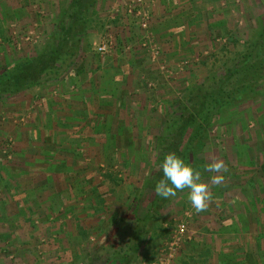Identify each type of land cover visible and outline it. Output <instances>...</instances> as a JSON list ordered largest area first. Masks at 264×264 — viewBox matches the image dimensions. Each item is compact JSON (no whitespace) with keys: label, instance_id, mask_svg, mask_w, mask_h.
Returning a JSON list of instances; mask_svg holds the SVG:
<instances>
[{"label":"rangeland","instance_id":"374dc122","mask_svg":"<svg viewBox=\"0 0 264 264\" xmlns=\"http://www.w3.org/2000/svg\"><path fill=\"white\" fill-rule=\"evenodd\" d=\"M94 1L87 22L85 16L72 22L70 13L65 15L71 0H0V73L14 62L36 58L65 42L66 48L71 47L78 40L69 62L64 64L60 58L59 65L40 75L39 84L0 100V264L98 263L93 254L101 253L96 250L112 227L119 225L134 197H138L133 203L137 216L149 207L154 191L142 188L155 167L164 123L179 106L200 101L198 97L190 101L189 91L221 72L245 46L257 23L264 21V0H217V10L224 17L210 43L172 63L149 27L150 14L147 27L142 28L141 16L127 9L136 6L134 0L123 5L116 2L100 12L99 0ZM122 12L129 15L125 19L132 27L123 41L119 30L104 29L108 22L124 19ZM67 29L81 33L68 34L71 31ZM101 42H107L104 53L97 51ZM117 46L132 55L143 53L166 80L191 72V81L177 84V92H163L169 96L166 106L156 107L164 121L157 123L152 144L116 147L121 161L112 157V162L98 164L95 188L80 192L82 200L78 194L59 189L55 179L50 180L54 184L43 182L41 188L40 177L26 178L32 166L24 159L32 154L56 155L65 149L58 147L59 142L73 141V130L64 131L58 123L62 104L77 102L78 94L87 103L91 101L90 92H77L83 83L75 76L84 72L88 53L104 55ZM154 84L147 82L146 88ZM157 94L155 99L163 95ZM239 102L213 124L201 152L207 164L216 157L229 169L222 173V185L211 186L213 202L208 210L196 213L187 199V189L163 203L128 264H207L206 259H195L206 254L213 258L212 264H232V259L225 257L230 254L239 264H264V87L254 101ZM41 141H50L52 147L37 146ZM206 174V182L215 175ZM74 206L82 207V218L89 226L78 225ZM131 223L129 220L128 225ZM179 224L185 225L183 235L176 232Z\"/></svg>","mask_w":264,"mask_h":264},{"label":"crops","instance_id":"0c3cea01","mask_svg":"<svg viewBox=\"0 0 264 264\" xmlns=\"http://www.w3.org/2000/svg\"><path fill=\"white\" fill-rule=\"evenodd\" d=\"M125 1L129 0H99V12L111 9L116 2L123 5ZM143 1L145 8L142 11L150 14L149 27L154 38L162 44L165 56L172 63L193 50L206 47L214 30L218 31L220 19L224 17L217 10V0ZM122 13L124 19L108 22L104 26V29L109 27L108 32L113 30L115 33L119 30L121 41L125 40L128 29L132 28L125 19L129 15ZM46 16L49 14L46 13ZM83 73H86L84 79ZM83 73L78 76H75L77 72L74 74L75 80L83 83V87L77 92H90L88 100L91 101L87 103L83 100L84 96L78 94L77 102H64V110L58 121L62 130H73V141L59 142L58 147L65 149L56 155L32 154L30 157L26 155L27 160L24 159L25 163L29 162L28 165L32 166L28 169L26 178L40 177V187L55 179L59 189L65 192L67 190L69 195L78 194L79 200H82L80 192L95 188L94 175L98 164H108L112 162V157L121 161L117 148L152 144L153 133L159 127L157 123L164 121L160 109L156 107L166 106L165 100L169 96L163 92H177V84H188L191 81V72L180 76L176 74L178 77H174L172 81L166 80L159 74L156 64L149 61L143 53L132 55L122 52L119 46L104 55L88 53ZM151 81L155 83L153 88H146V83ZM157 92L163 94L159 99H155ZM154 115L155 118L149 119L148 116ZM26 145L31 149V146ZM37 146L46 149L52 147V143L41 141ZM52 181L49 184H54ZM81 208H73L76 222L79 226L84 223L89 226L87 220L82 218L84 214ZM225 257L231 258L232 264H239L231 254ZM197 258L206 259L207 264H212L213 258L209 259L208 254L205 257L195 256Z\"/></svg>","mask_w":264,"mask_h":264},{"label":"trees","instance_id":"16d2710c","mask_svg":"<svg viewBox=\"0 0 264 264\" xmlns=\"http://www.w3.org/2000/svg\"><path fill=\"white\" fill-rule=\"evenodd\" d=\"M94 3V0H71L65 15L68 16L70 13L68 17L72 22L85 16L83 21L87 22L89 9ZM67 31H71L68 34L81 33L80 30L72 32V29H67ZM68 34L66 39L69 37ZM73 42L71 47L66 48L65 42V45L60 44L61 47L57 46L55 49L45 51L36 58L14 62L9 68L3 70L0 73V100L4 96L17 94L32 85L39 84L40 75L59 65L57 61L60 58L64 64L69 62L78 48V40ZM263 87L264 21L260 20L245 46L228 61L223 70L208 77L205 82L189 91L190 101L192 97H198L200 101H194L192 106L187 104L179 106L178 110L171 114L164 123L155 167L142 188H150L154 191L149 207L142 216H137L133 203L138 197H134L126 213L120 218L119 225L112 227L102 246L96 250L101 253L93 254L95 262L98 261L99 264H128L139 249L141 237L150 231L155 218V210L174 198L165 199L155 194V185L163 177L160 165L165 154L175 152L186 163L200 170L202 178L207 176L203 171V167L207 163L200 156L209 130L220 117L222 119L228 110L239 105V101H254ZM179 193L181 192H178L177 195ZM129 220H132L130 225H128Z\"/></svg>","mask_w":264,"mask_h":264},{"label":"clouds","instance_id":"9594fccd","mask_svg":"<svg viewBox=\"0 0 264 264\" xmlns=\"http://www.w3.org/2000/svg\"><path fill=\"white\" fill-rule=\"evenodd\" d=\"M160 168L163 177L155 185V194L168 199L187 189V199L196 213L208 210L213 202L211 186L222 185L225 179L222 173L229 171L224 160L213 157L211 162L203 167V171L215 174L211 176L210 182H206L200 170L186 163L175 152L165 154Z\"/></svg>","mask_w":264,"mask_h":264},{"label":"built area","instance_id":"2783aa9c","mask_svg":"<svg viewBox=\"0 0 264 264\" xmlns=\"http://www.w3.org/2000/svg\"><path fill=\"white\" fill-rule=\"evenodd\" d=\"M134 3L136 4V6H141V9L136 10L135 9L136 6H132V5L128 6L127 9L130 12L135 11V14L141 16V26H142V28H146L147 24H148V15H147V13L142 11L143 10L142 7L145 5V3L143 0H134ZM106 50H107V42H101L97 47V51L99 53H104ZM176 232L178 235H183L185 233V225L179 224L177 226Z\"/></svg>","mask_w":264,"mask_h":264}]
</instances>
